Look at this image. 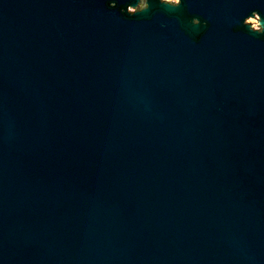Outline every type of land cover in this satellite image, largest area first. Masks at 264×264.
Returning a JSON list of instances; mask_svg holds the SVG:
<instances>
[{
    "label": "water",
    "instance_id": "obj_1",
    "mask_svg": "<svg viewBox=\"0 0 264 264\" xmlns=\"http://www.w3.org/2000/svg\"><path fill=\"white\" fill-rule=\"evenodd\" d=\"M0 264H264V0H0Z\"/></svg>",
    "mask_w": 264,
    "mask_h": 264
}]
</instances>
